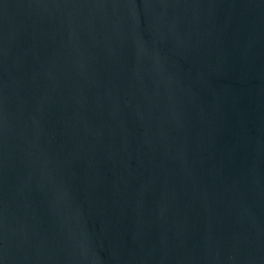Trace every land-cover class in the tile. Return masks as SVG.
<instances>
[{"label":"water","instance_id":"water-1","mask_svg":"<svg viewBox=\"0 0 264 264\" xmlns=\"http://www.w3.org/2000/svg\"><path fill=\"white\" fill-rule=\"evenodd\" d=\"M0 264H264V0H0Z\"/></svg>","mask_w":264,"mask_h":264}]
</instances>
